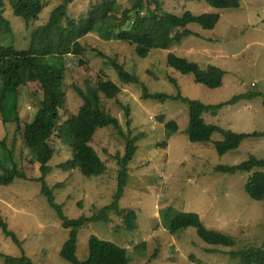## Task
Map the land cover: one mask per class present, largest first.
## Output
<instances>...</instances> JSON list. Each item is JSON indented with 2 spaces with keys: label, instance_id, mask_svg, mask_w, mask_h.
<instances>
[{
  "label": "rangeland",
  "instance_id": "374dc122",
  "mask_svg": "<svg viewBox=\"0 0 264 264\" xmlns=\"http://www.w3.org/2000/svg\"><path fill=\"white\" fill-rule=\"evenodd\" d=\"M101 1L74 0L68 5V15L79 19L87 14L91 4ZM109 1L127 7L132 4V0ZM148 1L154 9V0ZM157 2L162 12L179 16L186 11L195 16L219 14L220 20L212 30L188 24L187 28L196 35L168 50L154 49L147 58L138 57L126 43L105 40L98 31L84 37L81 40L84 54L63 58L66 101L58 124L63 132L52 139L55 154L46 182L50 187L59 186L55 189L56 203L63 206L67 217H91L113 201L118 187L119 159L126 153L125 136L138 137L137 151L129 164L128 183L119 202L121 210L131 211L134 228H126L117 213H111L108 223L88 224L79 230L77 257L81 261L89 258V239L96 236L127 248L129 264H243L241 257L231 253L253 247L264 250V193L256 198L246 193L250 174L217 169L239 165L251 157L264 159V0H241L238 9H216L204 0ZM61 3L50 0L39 18L27 23L14 16L6 0L3 14L10 22L11 33L0 28V45L27 50L34 29L46 24ZM169 53L203 69L209 65L223 69L226 74L222 86L210 89L196 83L193 75H182L169 67L166 62ZM114 60L136 75L137 83H122L113 67ZM37 61L61 64L60 59L49 56L38 57ZM100 77L121 88L119 96L105 101V105L118 118L123 134L111 126L97 131L92 144L107 170L104 175L86 177L60 166L73 157L67 121L82 105L75 87L85 90L87 83L95 85ZM169 78L177 81L183 97L204 104L219 105L236 96L248 95L216 114L205 113L203 117L207 123L237 134H256L245 137L237 149L223 155L211 142L192 143L184 133L189 125L187 104L144 98V88L151 93L176 95V87ZM34 90L39 91V87L22 89L18 105L22 126L33 120L38 109ZM12 117V108L7 107V123L3 119L0 123V164L11 168L18 163L29 180L16 179L12 184L0 185V210L22 242L20 248L0 230V253L19 258L24 252L35 264H71L60 254L70 229L62 226L57 212L42 193V183L31 180L41 176L40 166L33 162L22 133L10 121ZM169 121L178 123L179 132L169 133L165 127ZM212 140H223V136L215 133ZM176 212L198 214L207 228L230 235L236 245H209L195 228L171 234L167 217ZM4 256L0 255V264H6Z\"/></svg>",
  "mask_w": 264,
  "mask_h": 264
},
{
  "label": "trees",
  "instance_id": "16d2710c",
  "mask_svg": "<svg viewBox=\"0 0 264 264\" xmlns=\"http://www.w3.org/2000/svg\"><path fill=\"white\" fill-rule=\"evenodd\" d=\"M62 2L52 12L49 21L34 29L30 46L27 50H18L15 46L0 45V123L5 118L6 108H12L13 117L10 120L16 125V131L22 133L25 144L33 162L40 166L41 176L31 180L42 183V193L47 197L50 206L55 209L62 226L70 229L68 240L63 244L61 257L71 264H129L128 250L113 242L102 240L96 236L89 239V258L81 261L77 257L79 230L95 221L110 222L111 213L120 215L126 228H134L130 210H121L119 202L122 199L129 178V164L137 151L138 137L125 136L126 153L119 159L118 187L113 201L97 214L79 218H69L65 215L63 206L56 203L55 189L46 182V176L52 171L49 166L55 149L52 139L56 134L60 137L62 129L58 128L61 120V110L66 101V68L63 65L65 56L81 57L85 48L81 40L98 31L105 40H115L126 43L133 48L140 58H147L154 49L168 50L175 44H180L186 37L196 35L187 28L190 23H196L205 30H212L220 20L219 14L193 15L186 11L183 15L162 12L157 0L153 9L148 0H132L131 6L120 5L119 2L102 0L91 4L85 16L74 19L68 15V5L74 0H58ZM216 9H238L241 0H204ZM50 0H7L14 16L25 22L37 20ZM6 0H0V28L4 33H11V26L3 14ZM54 57L60 59L61 64H40L38 57ZM167 65L182 75H193L195 82L210 89L220 88L226 72L216 66L209 65L203 69L199 64L186 58L169 53ZM113 67L122 83H137V76L128 71L123 64L112 61ZM176 87L177 94L151 93L144 88V98L159 101H181L189 106V125L184 133L192 143H212L221 155L237 149L243 139L254 134H237L231 130L209 124L204 119L205 113L216 114L226 105L234 104L238 99L248 97L241 95L231 101L219 105L204 104L199 100L183 97L178 83L169 78ZM25 87H39L34 90V102L37 111L32 121L22 126L23 121L18 115L19 100ZM82 99L78 112L67 121V128L73 141V157L62 167L66 171H77L86 177L104 175L107 166L93 147L95 135L99 129L114 127L123 134L120 122L116 116L108 111L105 101L113 100L121 93L119 85L111 80L97 79L95 85L87 83L86 89L75 87ZM254 97L253 95L250 97ZM249 98V99H250ZM264 98V96H263ZM169 133L179 132L176 121H169L165 125ZM61 130V131H60ZM220 133L223 140L213 141L212 136ZM3 144H5L3 142ZM21 164V163H20ZM264 159L251 157L249 160L234 166L218 167L224 173H248L250 177L245 185L246 193L256 198L264 193ZM16 179L29 180L26 172L18 163L11 168L0 164V185L12 184ZM61 186V185H60ZM171 234L195 228L199 237L209 245L234 247L236 241L230 235L221 231L209 229L196 213L176 212L168 216ZM0 230L7 238L22 248V242L9 225L0 210ZM1 256H4L0 253ZM231 255L241 257L243 264H264V250L252 248ZM6 264H35L23 252L19 258L4 256Z\"/></svg>",
  "mask_w": 264,
  "mask_h": 264
}]
</instances>
